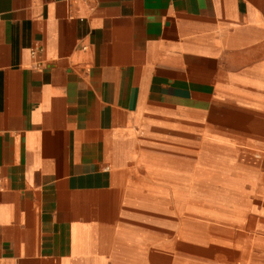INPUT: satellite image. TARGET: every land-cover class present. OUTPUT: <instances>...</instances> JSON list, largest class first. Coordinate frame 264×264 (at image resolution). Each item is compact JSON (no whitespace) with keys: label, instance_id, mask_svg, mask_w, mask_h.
<instances>
[{"label":"crops","instance_id":"0c3cea01","mask_svg":"<svg viewBox=\"0 0 264 264\" xmlns=\"http://www.w3.org/2000/svg\"><path fill=\"white\" fill-rule=\"evenodd\" d=\"M0 264H264V0H0Z\"/></svg>","mask_w":264,"mask_h":264},{"label":"built area","instance_id":"2783aa9c","mask_svg":"<svg viewBox=\"0 0 264 264\" xmlns=\"http://www.w3.org/2000/svg\"><path fill=\"white\" fill-rule=\"evenodd\" d=\"M32 54L35 55V54H36V50H33V51H32Z\"/></svg>","mask_w":264,"mask_h":264}]
</instances>
